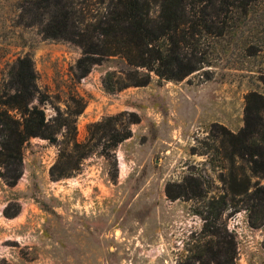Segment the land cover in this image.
<instances>
[{"label": "rangeland", "instance_id": "1", "mask_svg": "<svg viewBox=\"0 0 264 264\" xmlns=\"http://www.w3.org/2000/svg\"><path fill=\"white\" fill-rule=\"evenodd\" d=\"M23 1L0 0V95L30 56L57 140L32 137L17 184L0 178V264H264V142L254 141L264 112L247 99L264 96V13L219 31L226 15L209 4L204 62L182 80L138 66L135 52L83 76L82 47L28 24ZM90 14L96 23L103 13ZM149 74L147 85L118 83Z\"/></svg>", "mask_w": 264, "mask_h": 264}, {"label": "trees", "instance_id": "2", "mask_svg": "<svg viewBox=\"0 0 264 264\" xmlns=\"http://www.w3.org/2000/svg\"><path fill=\"white\" fill-rule=\"evenodd\" d=\"M217 2L219 10L226 15L219 31L228 32L233 28L240 14L264 13V0H24L20 13L28 24L38 26L44 36L78 43L83 49L78 60L83 76L104 56L121 53L130 56L135 52L140 58L136 63L138 66L162 78L182 80L202 67L200 64L204 60L198 56L201 37L215 31L207 8ZM152 4L159 6L157 21L150 17ZM92 5L98 6L97 12L92 11ZM90 13L103 14L98 22L92 23L88 21L92 16ZM181 42L191 46V51L182 54ZM261 42L264 44V36ZM9 75L10 81L5 86L9 89L8 96L0 95V178L15 185L23 173L26 143L32 137L52 142L57 137L41 106L44 97L36 83L32 58L20 59ZM150 81L149 74L142 81L118 83L120 87L126 84L143 86ZM115 89L111 83L106 85L108 92ZM253 98L258 101V110L264 112V96L253 91L247 96L248 102ZM11 110H17L19 117ZM243 132L245 134V129ZM241 133L234 137H240ZM130 136L128 131L115 136V141L122 142ZM254 141L256 146H261L264 136L255 137ZM79 147L80 143L75 139L76 150ZM71 159L72 155L64 153V174L69 170ZM14 164L15 173L6 176L2 169H9Z\"/></svg>", "mask_w": 264, "mask_h": 264}]
</instances>
